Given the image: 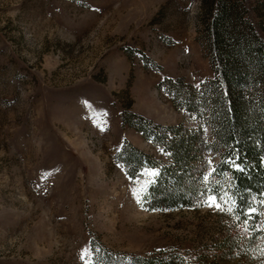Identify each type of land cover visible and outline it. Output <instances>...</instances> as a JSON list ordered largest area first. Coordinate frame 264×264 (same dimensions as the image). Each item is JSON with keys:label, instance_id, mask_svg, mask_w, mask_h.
I'll list each match as a JSON object with an SVG mask.
<instances>
[{"label": "rangeland", "instance_id": "374dc122", "mask_svg": "<svg viewBox=\"0 0 264 264\" xmlns=\"http://www.w3.org/2000/svg\"><path fill=\"white\" fill-rule=\"evenodd\" d=\"M264 21V0H250ZM260 14H259V13ZM208 0H0V264L126 262L179 252L206 264H264V199L251 236L227 209H158L152 170L168 153L123 111L161 127L207 122L176 109L159 86L199 87L213 73L202 46ZM129 53V54H128ZM124 142L158 161L129 176ZM202 181L218 162L205 152ZM133 192L136 196H133Z\"/></svg>", "mask_w": 264, "mask_h": 264}, {"label": "trees", "instance_id": "16d2710c", "mask_svg": "<svg viewBox=\"0 0 264 264\" xmlns=\"http://www.w3.org/2000/svg\"><path fill=\"white\" fill-rule=\"evenodd\" d=\"M255 15L250 0H208L202 46L213 77L199 87L181 78H165L159 83L176 109L207 122L211 141L200 126L161 127L128 110L120 114L121 126L135 129L168 153L170 163L159 169L148 188L147 198L153 207H196L193 200L202 198V193L211 190L219 196L225 190L230 202L234 198L238 204L231 216L238 222L247 220L252 237L261 233L255 225L259 215L254 213L249 219L240 213L248 207L259 209L264 199V21L259 22ZM205 152L215 154L218 162L215 171L202 181ZM118 159L131 177L143 167L158 164L127 142L122 144ZM229 160L241 171L229 166ZM93 264L206 262L174 251L149 257L129 255L124 262L104 251L96 254Z\"/></svg>", "mask_w": 264, "mask_h": 264}, {"label": "snow or ice", "instance_id": "6c2138e0", "mask_svg": "<svg viewBox=\"0 0 264 264\" xmlns=\"http://www.w3.org/2000/svg\"><path fill=\"white\" fill-rule=\"evenodd\" d=\"M226 163L229 164V166L233 167L235 171H241L240 166L238 164H236L234 161H226ZM213 171H215V169H213ZM152 174L153 177L155 175H158V172L156 170H152ZM208 177H206L207 179ZM202 195L206 196V199L204 200L205 205L217 212H224L225 211V207L224 205L226 203H228L227 200H225L223 197H220L218 195H216L215 193H213L211 190H208L206 193H202ZM262 195H264V193H262ZM133 196H136V193L133 192ZM224 196H228V193H224ZM238 208V204L236 202V200L233 198L231 200L230 203V207L227 209L229 212H235V210ZM256 213V209L252 208V207H248L244 212L240 213V215H245L247 216L249 219H251L252 214ZM237 218H239L237 216ZM245 223H247V220L245 221Z\"/></svg>", "mask_w": 264, "mask_h": 264}]
</instances>
